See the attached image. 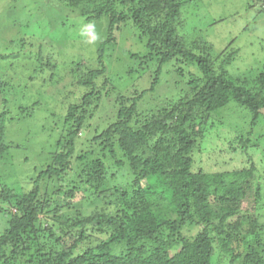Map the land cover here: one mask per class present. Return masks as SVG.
Segmentation results:
<instances>
[{
	"label": "trees",
	"instance_id": "16d2710c",
	"mask_svg": "<svg viewBox=\"0 0 264 264\" xmlns=\"http://www.w3.org/2000/svg\"><path fill=\"white\" fill-rule=\"evenodd\" d=\"M18 1H10L9 11ZM195 2H65L87 22L106 19V36L98 42V66L82 73L80 85L88 87L89 92L79 104L69 106L66 135L56 144L61 150L51 156L33 189L19 193L1 182L0 216L8 224L0 231V264H214L217 251L215 264H264V222L260 213L264 207L263 171L249 159L250 166L244 169L210 172L194 157L199 141L212 129L216 144L228 133L227 149L234 155L246 154L260 143L264 149V66L252 68V78L236 76L228 68L239 51L226 59L219 54L214 57V47L208 40L190 42L187 37L191 36L182 33L184 10ZM247 3L248 10L264 14V0ZM122 25L133 28L145 47V52L138 49L130 53L137 70L131 68L127 75L152 72V93L162 76L169 74L166 68L172 66L176 95L170 91L172 96L162 98L154 113L141 117L137 105L146 93L133 99L118 94L117 120L95 140L105 143L117 165H129L133 181L127 188L122 185L117 189L119 200L111 202L106 193H97L98 184L105 182L103 159L107 153H101L94 158L101 169L83 170L77 179L90 187L93 199L87 202L102 201L105 206L96 207L88 216L76 209L75 219L69 224L61 212L65 206L74 207L75 203L67 199L81 187L68 190L64 199L57 194L62 191L63 176L72 169L77 140L99 91L97 81L107 72L106 52L117 45L116 32ZM257 41L248 47L264 55V41L260 39L261 45ZM6 47L7 51L12 49ZM9 56L13 59L19 53L13 51ZM106 82L105 78L103 85ZM129 102L131 106L126 104ZM10 109L12 116L0 110V160L14 156L11 149L15 141L6 136L14 119H19L17 123L32 120L35 112L23 105ZM15 113L19 117L14 118ZM219 150L226 153V149ZM45 179L60 182L59 189H55L59 192L53 194L55 203L49 193L45 199L41 197ZM107 200L108 204L104 202ZM80 205L82 202L77 203L78 209ZM52 208L53 219L47 213ZM195 226L200 231L187 235L188 228Z\"/></svg>",
	"mask_w": 264,
	"mask_h": 264
},
{
	"label": "rangeland",
	"instance_id": "374dc122",
	"mask_svg": "<svg viewBox=\"0 0 264 264\" xmlns=\"http://www.w3.org/2000/svg\"><path fill=\"white\" fill-rule=\"evenodd\" d=\"M10 1L0 0V110L12 116L10 108L23 105L35 112L32 120L19 123L16 122L19 120L16 117L19 116L17 113L13 114L16 119L6 136L8 140L15 141L14 149H11L14 156L0 160V191L2 183L6 182L10 189L15 188L22 193L33 189L34 181L50 163L51 156L61 150L56 144L66 135L68 108L72 104H79L89 92L88 87L80 85L82 73L98 66V42L105 39L107 20L87 22L67 6V0H19L10 7L12 11H9ZM247 1L249 0H197L184 10L185 28L182 33L186 37L191 36L187 37L190 42L197 38L208 40L214 47V57L219 54L226 59L230 53L239 51L228 69L236 76L252 78V68L261 69L264 66V55L249 48L248 44L258 40L257 43L261 45L260 39L264 41V14L258 15L256 9L248 10ZM252 19H255V24L251 28ZM116 36L117 45L108 48L106 52L107 72L97 81L99 91L80 139L77 140L76 152L71 159L72 169L68 175L63 176L65 182L60 189L62 191H58L60 182L57 180L45 179L42 186V199L49 193L54 203L57 199L53 198V194L56 192L64 199L68 190L81 187L74 192L73 198L67 199L70 203H75L74 207L65 206L61 212L69 224L73 223L71 220L75 219L77 210L84 211L88 216L90 212H95L96 207L105 206L102 201L99 204H92L90 200L87 202L89 198L93 199L88 192L90 187L81 185L77 179V175L83 170L96 172L101 169L94 160L101 153H107V157L103 159L105 182L98 184L97 193H106L111 202L116 201L120 198L117 189L122 185L127 188L133 181L129 165H117L105 143L95 140L111 123L116 122L118 104L115 101L118 94L133 99L145 92L137 105V112L141 117L154 113L162 98L172 96L170 91L174 90L173 95H176L172 66L166 68L169 74L162 76L161 84L152 93L149 92L154 78L152 72L139 71L134 76L127 75L131 68L137 70L130 59V53L137 52L138 49L145 52V47L129 25H122ZM11 40L16 43L12 45ZM8 45L12 48L11 52L6 50ZM261 48L263 49L262 46ZM13 51L19 53V57L9 59ZM49 62L55 67L48 66ZM105 78L108 84L103 85ZM164 99L161 102L163 105ZM36 103L39 105L36 106ZM126 104L131 106L132 103ZM212 130L208 131L204 140L199 141L194 154L199 166L210 172L238 170L249 167V159H252L264 174V149L261 143L257 148H249L246 154L234 155L227 149L228 133L216 144ZM219 149H226V153ZM78 202H82L79 209L76 206ZM104 202L109 203L108 200ZM47 213L51 216L49 218H54L53 208ZM260 213L264 222V207ZM55 219L58 220L57 217ZM7 224V219L0 216L1 232ZM198 231L200 227L195 226L188 228L186 234L194 236ZM218 257L217 251L214 264Z\"/></svg>",
	"mask_w": 264,
	"mask_h": 264
}]
</instances>
